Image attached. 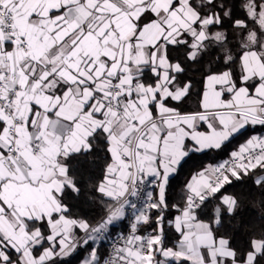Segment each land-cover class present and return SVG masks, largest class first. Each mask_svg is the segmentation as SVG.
<instances>
[{"label": "snow or ice", "instance_id": "1", "mask_svg": "<svg viewBox=\"0 0 264 264\" xmlns=\"http://www.w3.org/2000/svg\"><path fill=\"white\" fill-rule=\"evenodd\" d=\"M247 125H264V0H0V264H57L80 243L85 264H264V228L239 247L227 226L245 197L222 192L251 177L264 213L262 137L197 172L166 219L182 161ZM101 154L93 225L66 201L81 195L75 162ZM129 208L130 234L102 258Z\"/></svg>", "mask_w": 264, "mask_h": 264}, {"label": "trees", "instance_id": "2", "mask_svg": "<svg viewBox=\"0 0 264 264\" xmlns=\"http://www.w3.org/2000/svg\"><path fill=\"white\" fill-rule=\"evenodd\" d=\"M197 79H200L197 77ZM191 104L184 105L185 110H190ZM264 136V126L250 127L239 136L233 138L224 144L220 149H210L200 153H191L187 159L181 164L177 174L169 181L166 199L170 205L166 219H173L176 214L175 208L172 205L183 203V197L186 194V185L197 172L202 171L209 165H216L230 158L232 151L238 150L240 145L244 144L253 134ZM104 164L103 154L100 157H92L91 159H81L75 162V173L78 177V183L81 186V195L78 198H72L73 194L68 191V202L72 205L74 214L81 218H85L89 223L95 225L106 215V207L108 198H101L95 192L94 185L101 179L102 166ZM222 192H230L233 194H243L245 197L244 205L238 210V219H234L232 225L227 226L234 236V242L239 247H246L249 237L254 232H259L264 228L261 223V216L264 213L261 209L255 206V202L260 199L259 189L255 188L252 183V178H248L243 186L240 182H234L233 185L226 186ZM220 194H217L219 196ZM219 201L212 198L206 201V216L212 215L215 205ZM126 227V225H125ZM125 227L123 230H125ZM151 231V225H144L140 229V234H147ZM176 239L175 232L168 229L169 243H173ZM104 244L100 246V256L104 258L106 251ZM91 247L89 245H79L76 250L65 259H58L57 264H81L83 260L89 256ZM102 251V252H101Z\"/></svg>", "mask_w": 264, "mask_h": 264}, {"label": "crops", "instance_id": "3", "mask_svg": "<svg viewBox=\"0 0 264 264\" xmlns=\"http://www.w3.org/2000/svg\"><path fill=\"white\" fill-rule=\"evenodd\" d=\"M256 126H264V125H247L244 129H242L239 133H236V134H234V136L232 137V138H230V140H232L233 138H235V137H237V136H239L240 135V133H242V132H244L245 130H247L248 128H250V127H256ZM201 130H204V131H206L207 129H206V127L204 126V125H201ZM258 135H260V134H253L251 137H253V136H258ZM250 137V138H251ZM249 138V139H250ZM229 140V141H230ZM228 142V141H227ZM227 142H225V144L227 143ZM188 144H189V146H191V141H188L187 142ZM241 146V145H240ZM206 150H210V149H206ZM206 150H203V151H206ZM202 152V151H201ZM195 153H200V152H195ZM191 154V153H190ZM185 159H187V157L185 158ZM184 161H182V163H183ZM181 163V164H182ZM176 174H177V172L176 173H173L170 177H169V181L172 179V178H174L175 176H176ZM168 187V186H167ZM149 191H153V195L155 196L156 194H157V189H156V182L155 181H153V183L150 185V190ZM166 191H167V188H166ZM107 198V197H106ZM126 217V216H125ZM125 220V218L124 219H122V220H119V221H116L115 223H114V225L109 229V232H108V235L106 236V238H105V240L104 241H102V242H100L98 245H97V248H100V246L102 245V244H104V249L102 250V251H106V241L111 237V236H113V234H117V233H119V232H121V231H123V229H124V227H125V225H126V222L124 221ZM99 222V221H98ZM76 235H77V238L78 239H80L81 241H82V239H83V237H84V233L83 232H81V231H79V230H77V233H76ZM79 245H83V246H86L85 244H83V243H80ZM78 245V246H79ZM90 247H92V245H91V243H89L88 244ZM76 250V249H75ZM74 250V251H75ZM73 251V252H74ZM101 251V252H102ZM72 252V253H73ZM71 253V254H72ZM70 254V255H71ZM69 255V256H70ZM98 255L100 256V251H99V249H98ZM69 256H67V257H63V258H60V259H65V258H68ZM88 257L89 256H87L84 260H83V263H81V264H85V261L88 259Z\"/></svg>", "mask_w": 264, "mask_h": 264}, {"label": "built area", "instance_id": "4", "mask_svg": "<svg viewBox=\"0 0 264 264\" xmlns=\"http://www.w3.org/2000/svg\"><path fill=\"white\" fill-rule=\"evenodd\" d=\"M258 137L264 138V136H262V135H258ZM218 164H220V163H218ZM218 164H216V165H218ZM145 190H150V185H148L146 187H142L141 196L132 197L131 198L137 204V207H140L144 203L142 194H143V192ZM133 215H134V210L133 209L129 208V209L126 210V217H125V220H124L126 222L125 230H123V231H121V232H119L117 234H113V236H111L106 241V254L104 256V259L111 258V255H112V252H113L114 248L117 247V246L122 245L123 242H124V237L130 234V232H131V224L133 223ZM143 226H141L140 229ZM140 229H139V232H140Z\"/></svg>", "mask_w": 264, "mask_h": 264}]
</instances>
